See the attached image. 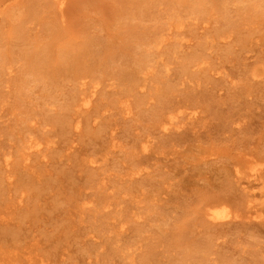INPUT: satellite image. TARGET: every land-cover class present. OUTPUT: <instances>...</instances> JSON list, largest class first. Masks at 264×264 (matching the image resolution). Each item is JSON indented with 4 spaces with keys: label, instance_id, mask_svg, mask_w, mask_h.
<instances>
[{
    "label": "rangeland",
    "instance_id": "rangeland-1",
    "mask_svg": "<svg viewBox=\"0 0 264 264\" xmlns=\"http://www.w3.org/2000/svg\"><path fill=\"white\" fill-rule=\"evenodd\" d=\"M256 165L264 0H0V264H264Z\"/></svg>",
    "mask_w": 264,
    "mask_h": 264
},
{
    "label": "bare ground",
    "instance_id": "bare-ground-1",
    "mask_svg": "<svg viewBox=\"0 0 264 264\" xmlns=\"http://www.w3.org/2000/svg\"><path fill=\"white\" fill-rule=\"evenodd\" d=\"M184 30V29H183ZM177 33V32H176ZM203 69V68H202ZM219 71V70H218ZM212 76V75H211ZM90 90V89H89ZM96 91L95 92H92V94H90L89 96L88 95H85L86 97L83 98L81 104H80V107H79V110L81 112L83 111H87L91 104H92V100H93V96L95 95ZM98 93V92H97ZM83 97V96H82ZM81 97V98H82ZM80 98V99H81ZM98 98V97H97ZM97 102V101H96ZM79 103V102H78ZM95 103V102H94ZM77 108V107H76ZM126 115L127 117L131 115V111L126 108ZM180 112V111H179ZM176 113V112H175ZM178 114V113H177ZM196 114V113H195ZM124 115V114H123ZM174 116V115H173ZM194 113L193 114H190L188 115V117L186 118L185 116V120H178V116H174V117H171L170 119L167 120V122H164L163 124H161V128L164 130V132H167L169 131L170 129H183V127L186 125V122L187 120H191L193 122L192 119H194ZM133 117V116H132ZM76 120V119H75ZM196 120V119H195ZM93 121V120H92ZM191 122V123H192ZM188 124V123H187ZM190 124V123H189ZM81 126V125H80ZM194 126V125H193ZM186 127V126H185ZM196 127V126H195ZM194 128V127H193ZM115 129V128H114ZM111 130V129H110ZM170 133V132H169ZM115 134V133H114ZM151 137V136H150ZM149 142L150 141H146V142H143L142 143V150L143 152H147L149 150ZM33 143V142H32ZM34 145H31L30 143V146L27 148L26 152L23 153V159H22V164L25 165V167H29V162L31 161V153L32 152H36L37 154L38 153H41L42 152V149H41V144H35L33 143ZM113 145L117 148L116 144L113 143ZM109 146V145H108ZM110 148V147H109ZM111 149V148H110ZM109 149V150H110ZM116 150V149H115ZM121 150V149H120ZM119 150V151H120ZM138 150V149H137ZM33 154V153H32ZM140 154V153H139ZM145 154V153H144ZM108 155V154H107ZM6 158V157H5ZM3 160V159H2ZM11 162V161H10ZM17 162V161H16ZM103 163V162H102ZM99 164V163H98ZM4 165V164H3ZM7 166H9V161H7ZM8 169V168H7ZM27 171V170H26ZM30 173V172H29ZM106 173V172H105ZM238 174L242 175L244 174V176H240L238 177V184L239 186L241 187H244L243 188V192H245V205H248L246 206L248 209H250L249 211V214L250 216L253 218H260L261 216L258 215V207H264V174H262V171L260 168H257V165L256 167H252L248 173H242L238 170L237 172V175L235 177L238 176ZM141 175V174H139ZM35 179V178H34ZM104 182V181H103ZM254 183H258L257 185H255ZM12 184V183H11ZM258 191V192H257ZM162 199V198H161ZM160 199V200H161ZM135 204V203H134ZM138 205V204H137ZM211 206V205H210ZM135 207V206H134ZM99 208V207H97ZM110 209V208H109ZM263 209V208H262ZM254 210V211H252ZM103 211V209H102ZM99 212V211H98ZM97 212V213H98ZM247 212V211H246ZM96 213V214H97ZM118 213V211H117ZM139 213V212H138ZM236 214V213H235ZM207 218L212 221L211 223L215 222V223H218V222H222L223 221H226V220H231V219H237L239 218L238 216H233L230 212L226 211V209H224L223 207L220 208L219 206H216V207H213V208H210L208 210V213L206 214ZM244 219V218H243ZM7 221V220H6ZM239 221V220H238ZM242 222H246V221H242ZM116 224V223H115ZM214 224V223H213ZM219 224V223H218ZM224 224V223H223ZM119 227V226H118ZM115 229V228H114ZM112 230V229H111ZM124 230V229H123ZM123 235V234H122ZM120 240V239H119ZM120 242V241H119ZM132 249V248H131ZM132 251V250H131ZM138 251V249H137ZM136 251V252H137ZM132 260V259H131ZM46 261V260H45ZM27 262V261H26ZM16 263V262H15ZM28 263V262H27ZM44 263V262H43ZM48 263V262H47Z\"/></svg>",
    "mask_w": 264,
    "mask_h": 264
}]
</instances>
